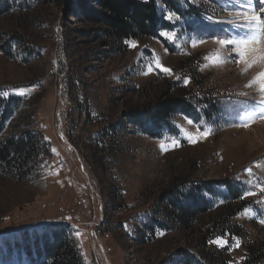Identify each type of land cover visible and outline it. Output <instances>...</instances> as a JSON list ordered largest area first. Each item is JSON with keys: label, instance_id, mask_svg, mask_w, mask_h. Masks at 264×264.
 <instances>
[{"label": "rangeland", "instance_id": "1", "mask_svg": "<svg viewBox=\"0 0 264 264\" xmlns=\"http://www.w3.org/2000/svg\"><path fill=\"white\" fill-rule=\"evenodd\" d=\"M177 1L181 16L158 1L171 25L159 38L119 40L82 0H0V97L17 100L0 143L28 133L44 149L21 177L0 168V264L40 263L46 232L59 228L85 264H264L253 262L264 247V94L247 86L264 62L245 72L219 43L255 35L243 17H264V0ZM249 48L251 61L264 38ZM179 97L196 113L174 115L173 132L154 138L131 122ZM189 192L211 204L183 226L170 203ZM75 197V215L43 206ZM89 221L111 233L107 254Z\"/></svg>", "mask_w": 264, "mask_h": 264}, {"label": "trees", "instance_id": "2", "mask_svg": "<svg viewBox=\"0 0 264 264\" xmlns=\"http://www.w3.org/2000/svg\"><path fill=\"white\" fill-rule=\"evenodd\" d=\"M158 1L163 2L167 9L175 14L181 16L183 12L185 13L183 5L177 0H94L99 10L89 6L86 0H82L88 7L86 9L90 20L106 25L109 29L108 34L119 40L144 37L159 38L163 29L171 27L164 18ZM16 101H6L0 97V135L4 131L15 105H17ZM217 108V105L213 104L203 112L210 118L212 112L219 110ZM178 113L186 115L196 113L190 97L162 101L151 111L150 115L133 117L131 122L138 126L142 133L158 138L163 135L165 130L174 131L175 127L172 125L171 119ZM36 138L35 135L27 133L20 137H10L0 143V168L13 173H20L21 177L24 174V172L22 173L23 168L35 163L44 153L43 146L42 149L39 146L41 141L39 142ZM225 185L230 198L236 200L240 198L242 195L241 187L230 182H226ZM207 188L213 192L212 187L207 186ZM183 197H185L183 201L172 200L170 204L176 211L178 222L183 226H189L199 214L209 209L211 203L206 198L192 192L184 193ZM225 225L224 232L227 229L225 228L227 225ZM229 226L227 230L230 236L239 235L233 232L234 227L231 224ZM46 233L48 234L47 239L44 241L41 251H38L42 257V261L38 264H85L66 229H53ZM251 248L250 250H252ZM253 253V262L261 261L264 258V247L253 249Z\"/></svg>", "mask_w": 264, "mask_h": 264}, {"label": "snow or ice", "instance_id": "3", "mask_svg": "<svg viewBox=\"0 0 264 264\" xmlns=\"http://www.w3.org/2000/svg\"><path fill=\"white\" fill-rule=\"evenodd\" d=\"M168 19L169 20L172 19L171 14H169ZM243 19L246 21L248 30L252 33H255V35H252L250 39H246V38L236 39L234 37L220 38L219 43L224 46H228V45L233 46V50L236 51L235 59L238 62H243L247 65V67L244 69V71L246 72L251 67H253L258 61H264V52L259 53V55L256 56L255 59L251 61L247 59L249 51H252V52L257 51L256 49H250L249 45L253 42L258 43L261 38H264V17H261L257 13L250 17L244 16ZM157 67H159L160 70L165 73L171 72L170 69L165 68L160 64H157ZM253 84H258L260 93L264 94V71L260 72L254 78V80L251 81L247 86L252 87ZM261 104L264 105V101H261ZM262 115H264V113H262ZM188 123L191 124L192 121H188ZM205 135H207V133H205ZM248 171H249V174H251V169H248ZM252 194L253 193H249V195H252Z\"/></svg>", "mask_w": 264, "mask_h": 264}, {"label": "built area", "instance_id": "4", "mask_svg": "<svg viewBox=\"0 0 264 264\" xmlns=\"http://www.w3.org/2000/svg\"><path fill=\"white\" fill-rule=\"evenodd\" d=\"M82 205V201L78 198L75 197L73 198L69 204L64 205V204H60L58 202L55 201H50L47 204H44V207H54L55 209H57L59 212L63 213V214H72L75 215L78 211V208ZM11 216H6L5 217V221H10L11 220ZM75 222L77 223H82V219L79 218H75L74 220H67V223L70 224V226L74 225ZM89 224L91 225V234H92V240L94 241L95 246L98 247L100 253H108V251H111L112 248H106L102 242V239H109L111 238V233L103 231L101 229V227L99 226V224H96L95 226L93 225L92 221H89Z\"/></svg>", "mask_w": 264, "mask_h": 264}, {"label": "bare ground", "instance_id": "5", "mask_svg": "<svg viewBox=\"0 0 264 264\" xmlns=\"http://www.w3.org/2000/svg\"><path fill=\"white\" fill-rule=\"evenodd\" d=\"M263 49V48H262ZM264 50V49H263ZM262 62H264V61H262Z\"/></svg>", "mask_w": 264, "mask_h": 264}]
</instances>
